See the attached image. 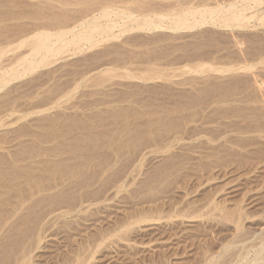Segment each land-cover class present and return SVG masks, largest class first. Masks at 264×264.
<instances>
[{"label":"rangeland","instance_id":"obj_1","mask_svg":"<svg viewBox=\"0 0 264 264\" xmlns=\"http://www.w3.org/2000/svg\"><path fill=\"white\" fill-rule=\"evenodd\" d=\"M215 1L0 0V69L47 27L69 29L112 7L140 17ZM246 25L97 35L92 48L72 44L6 85L10 65L2 68L0 264L256 262L264 246V19ZM207 61L210 69L199 64Z\"/></svg>","mask_w":264,"mask_h":264},{"label":"bare ground","instance_id":"obj_2","mask_svg":"<svg viewBox=\"0 0 264 264\" xmlns=\"http://www.w3.org/2000/svg\"><path fill=\"white\" fill-rule=\"evenodd\" d=\"M190 1V0H189ZM201 1V0H200ZM204 1H207V0H204ZM215 1V0H214ZM221 2H219L217 4V1H215V4H217L216 6H214L215 4H211L210 5H213V6H208V4H205L206 6L204 7H189L187 9H183L182 11H172L171 9L169 10V12L167 13H158V12H154V13H151L153 12L154 10H150L151 12H149L148 14H143V16L140 15L137 16V15H134V13L132 12H127L126 10H117V9H112L109 10V9H104L103 11H101V13L94 15L93 17L91 16V19H89L88 21H82L80 22V20L78 19L77 22H80L79 24H76V25H69V29H61L63 27H61L60 29L58 30H48V27L47 29H40L41 30H38L36 31L35 33H31L32 35L29 36L26 40L22 41L20 43V45L24 44V42L26 41H29L31 40L32 42V46H31V49L29 50L28 53L24 54L23 56H18V59L16 61V63H13L10 62L12 65L10 64H7V65H10L9 68L7 67V69H4V67H2L4 69V72L2 74V79H3V84L2 85H6L8 83H10L11 81L15 80V79H19L21 78L22 76L24 77V75H26L27 71H33L35 70L37 67H39L41 64L45 63L44 61L46 59H48V57L50 56H55V55H58L60 53H62L63 51H65L70 45L72 46L73 45H76V46H81V43L82 44H88L90 45L91 47H88V48H92L95 44H96V39L99 37L96 38L97 35H101L102 37L100 39H108L109 37H113L114 39H118L119 37H121L123 34H126L127 32H130L132 30H136V29H142V30H145V29H148V30H151L152 29H163V30H169V31H179L177 32L180 33V31H188V30H192V29H195L200 26H206V25H209V24H212V25H215V26H219V27H223V28H230V29H233L234 27H237V26H241L244 24L246 25V23L248 24V22L250 20H253L255 18H258V20H263L264 19V11L262 12H256V10L254 11V7L252 6V0H249L247 1L246 3L242 4L239 6L236 5L235 2H231V3H226L227 1L229 2V0H224L225 2H222V0H220ZM233 1V0H232ZM235 1V0H234ZM259 3H264V0H258ZM257 1V2H258ZM108 2V1H106ZM203 2V1H202ZM240 2V0H239ZM238 2V3H239ZM242 2H245L242 1ZM251 2V3H250ZM256 2V0L254 1ZM104 3V2H103ZM110 3V2H109ZM112 3V2H111ZM180 3V2H179ZM185 3V5H181V6H186L188 4H186V2H183ZM191 3V2H189ZM204 3V2H203ZM206 3V2H205ZM241 3V2H240ZM258 3V4H259ZM105 5L107 3H104ZM182 4V3H181ZM194 5H196L195 3H193ZM198 4V2H197ZM102 5V4H101ZM100 5V7H101ZM192 5V4H191ZM193 5V6H194ZM255 5V4H254ZM173 6V5H172ZM171 6V7H172ZM175 7V6H174ZM173 7V8H174ZM258 7V6H257ZM99 8V6H98ZM178 8V7H177ZM175 8V9H177ZM183 8V7H182ZM181 8V9H182ZM256 8V6H255ZM259 8H261L259 6ZM126 9V8H125ZM156 9V8H154ZM163 11H164V8H162ZM174 9V10H175ZM96 9H94L93 11H95ZM147 9H145V12H146ZM161 11V9H159ZM134 11V10H132ZM137 11V10H136ZM158 11V9L156 10ZM96 12V11H95ZM92 13V12H91ZM136 13V12H135ZM142 13V12H141ZM140 13V14H141ZM87 16H90V14H88ZM86 16V18H88ZM114 16L116 18H114ZM83 18V17H81ZM101 18H106V22H102L101 21ZM83 20V19H81ZM76 22V21H75ZM88 22V23H87ZM74 24V23H73ZM66 26V25H65ZM247 26V25H246ZM246 26H244L246 28ZM68 28V25L66 26ZM43 28V27H42ZM118 28L119 31H116L115 29ZM239 28V27H238ZM201 29V27H200ZM206 29V28H205ZM240 29V28H239ZM219 30V29H218ZM227 30V29H226ZM235 30V29H234ZM233 30V31H234ZM161 31V30H160ZM168 31V32H169ZM224 31V30H223ZM232 31V30H231ZM232 31V32H233ZM133 32V31H132ZM131 32V33H132ZM136 32V31H135ZM156 32V31H155ZM193 32V31H192ZM200 32V31H199ZM137 33V32H136ZM149 33V32H148ZM172 34V32H170ZM189 33V32H186V34ZM191 33V31H190ZM189 33V34H190ZM145 34V32H144ZM181 34V33H180ZM183 34V33H182ZM181 34V35H182ZM185 34V32H184ZM185 34V35H186ZM187 34V35H189ZM232 34V33H231ZM29 35V34H28ZM129 35V33H128ZM146 35V34H145ZM151 35V34H150ZM160 35V33H159ZM164 35V34H163ZM176 35V34H175ZM162 36V35H160ZM171 36V35H170ZM179 36V34H178ZM236 36V35H235ZM163 37V36H162ZM168 37V35H167ZM181 37V36H180ZM186 37V36H185ZM188 37V36H187ZM123 38V37H122ZM159 38V36H158ZM165 38V37H164ZM184 38V37H183ZM99 39V40H100ZM126 39V37H125ZM163 39V38H162ZM123 40V39H122ZM159 40V39H158ZM129 41V40H128ZM126 40V42H128ZM9 49V48H8ZM81 49V48H80ZM2 51V50H1ZM187 56V55H186ZM230 56V55H229ZM228 56V57H229ZM236 58L238 57L237 55H235ZM234 56V57H235ZM195 57V55H194ZM233 57V56H232ZM232 57L230 56V58L232 59ZM245 57V56H244ZM186 58V57H185ZM190 58V57H189ZM187 58V59H189ZM184 59V58H183ZM205 60H207V58H204ZM211 59V58H210ZM223 59V58H221ZM229 59V58H228ZM244 59V58H243ZM242 59V60H243ZM248 59V58H246ZM176 60V59H175ZM174 60V61H175ZM194 60V59H192ZM237 61V59H235ZM234 59H232V61L235 62ZM241 60V61H242ZM181 61V60H180ZM216 60H214L215 62ZM221 61V60H220ZM226 61V60H225ZM230 61V60H229ZM238 61H240V59H238ZM237 61V63H239ZM245 61V59L243 60ZM248 61V60H247ZM246 61V62H247ZM128 62V61H127ZM169 62V60H168ZM183 62V60H182ZM201 62V61H200ZM208 62V61H207ZM206 62V63H207ZM219 62V61H217ZM222 62V61H221ZM231 62V61H230ZM47 63V62H46ZM125 63V62H124ZM177 63V62H175ZM199 63V62H198ZM213 63V61H212ZM216 63V62H215ZM235 63V64H237ZM248 63V62H247ZM123 64V63H122ZM121 64V65H122ZM126 64V63H125ZM159 65V63H157ZM168 64V63H167ZM196 64V63H194ZM200 65H202L204 67V65L206 66V68L208 67L209 69L213 66V65H210L209 62L208 64L210 66H207L204 62L201 64L199 63ZM198 64V65H199ZM223 64H224V61H223ZM23 65V69H21L20 67ZM46 65V64H45ZM119 65V64H118ZM127 65V64H126ZM148 65V64H147ZM153 65V64H152ZM172 65V64H171ZM187 65V64H186ZM198 65L196 64L195 67H198ZM199 65V66H200ZM219 65L220 62H219ZM226 68H227V65L229 64H226ZM223 65V66H225ZM125 66V65H124ZM132 66V65H131ZM151 66V65H150ZM155 66V64H154ZM202 66H200L202 68ZM222 66V67H223ZM229 66H232V67H229L231 70L232 68H234L235 66L233 65H229ZM246 66V65H245ZM250 66V65H249ZM248 68H251L249 67ZM134 67V66H132ZM131 67V68H132ZM146 67V66H145ZM192 67V66H191ZM0 69L1 71L3 69ZM20 68V69H19ZM135 69L136 68H139V67H134ZM151 68V67H150ZM217 68V67H216ZM225 68V67H223ZM223 68H218L217 70L218 71H223V72H226V70H223ZM241 68V67H240ZM243 68V67H242ZM112 69V68H111ZM142 69V68H141ZM156 69V68H155ZM192 69V68H191ZM199 69V68H198ZM203 69V68H202ZM205 69V67H204ZM208 69V70H209ZM237 69V67H236ZM239 69V68H238ZM244 69V68H243ZM108 70V68L106 69ZM134 70V69H133ZM144 70V69H143ZM160 71V69H158ZM193 70H194V67H193ZM0 71V72H1ZM131 71V70H130ZM156 71V70H155ZM192 71V70H190ZM205 71V70H204ZM216 71V72H218ZM135 72V71H134ZM141 72V70H140ZM154 72V71H153ZM138 73V72H137ZM143 73V72H142ZM149 73V72H148ZM160 73V72H159ZM162 73V72H161ZM214 73V72H213ZM128 74V73H126ZM136 74V73H135ZM139 74V73H138ZM147 74V73H146ZM133 75V73H132ZM143 75V74H142ZM1 76V75H0ZM145 76V74H144ZM149 76V75H148ZM128 77V76H127ZM136 77V76H135ZM129 78V77H128ZM145 78V77H144ZM158 79H160V77H157ZM156 78V79H157ZM1 79V78H0ZM1 79V80H2ZM148 79V78H147ZM162 79V78H161ZM153 81V80H152ZM209 81V80H208ZM207 81V82H208ZM211 82V81H210ZM1 83V81H0ZM223 83V82H221ZM1 85V87H2ZM93 141H95L94 139L95 138H92ZM91 140V139H90ZM17 160V159H16ZM15 160V161H16ZM14 161V160H13ZM12 165H15V164H12ZM54 165V164H53ZM52 165V166H53ZM13 167V166H12ZM14 169H16L15 167H13ZM19 168V167H18ZM17 168V171H19L20 169ZM3 171V170H2ZM12 171V170H11ZM15 171V172H17ZM68 171V170H67ZM66 169L63 170L61 172V175L62 174H67L66 172ZM2 173V172H1ZM18 173V172H17ZM21 174V173H19ZM18 175V174H17ZM2 176V175H1ZM4 177V176H3ZM64 178V177H63ZM33 183V182H32ZM4 178L2 179V177L0 178V187H4ZM37 184V183H36ZM37 186V185H36ZM39 186V185H38ZM42 186H40L41 188ZM39 188V187H38ZM43 188V187H42ZM59 198V197H58ZM62 198V197H61ZM60 199V198H59ZM88 199V198H87ZM85 200V199H83ZM85 202V201H84ZM213 202V201H212ZM5 203V200L4 198L2 200H0V207H1V204H4ZM215 203V201L213 202ZM217 203V202H216ZM4 206V205H3ZM215 206V205H214ZM218 207V206H216ZM215 207V208H216ZM2 208V207H1ZM214 208V207H213ZM212 208V209H213ZM3 209V208H2ZM183 210V209H182ZM217 210V209H215ZM1 211V210H0ZM4 210L1 211V213L3 212ZM178 212V211H177ZM184 212V211H183ZM186 212V211H185ZM180 213V211L178 212ZM187 214V213H186ZM2 215V214H0ZM181 215V214H180ZM184 215V214H183ZM190 215V214H189ZM3 216V215H2ZM186 216V215H185ZM143 217V216H141ZM179 217V216H178ZM182 217V216H181ZM234 221V220H233ZM264 247V246H263ZM262 247V250H260V252H258L259 254H257V257L256 258H253L255 259L256 262H253V263H250L248 262L247 264H258L260 261V259H264V248ZM26 255V254H24ZM23 257V256H22ZM245 257V256H244ZM18 258V256H17ZM21 258V257H20ZM15 262V260H14ZM263 262V260H262ZM208 263V262H207ZM212 262L210 261L209 264H211ZM16 264H26L25 263V260L24 259H19L17 260V263ZM240 264V263H239ZM246 264V263H245ZM260 264V263H259Z\"/></svg>","mask_w":264,"mask_h":264}]
</instances>
